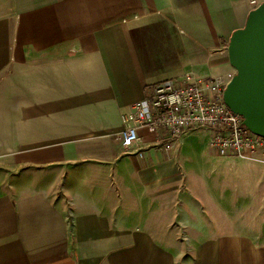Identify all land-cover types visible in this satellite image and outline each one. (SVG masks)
<instances>
[{"label":"crops","instance_id":"1","mask_svg":"<svg viewBox=\"0 0 264 264\" xmlns=\"http://www.w3.org/2000/svg\"><path fill=\"white\" fill-rule=\"evenodd\" d=\"M254 1L0 0V264H264L263 162L120 145L153 84L235 72Z\"/></svg>","mask_w":264,"mask_h":264},{"label":"built area","instance_id":"2","mask_svg":"<svg viewBox=\"0 0 264 264\" xmlns=\"http://www.w3.org/2000/svg\"><path fill=\"white\" fill-rule=\"evenodd\" d=\"M231 76L203 79L188 70L180 79L153 84L148 97L131 103L121 115V147L127 149L140 140V127L158 137L162 134L159 140L164 150H169L171 141L179 139L184 131L207 127L213 129L207 144L219 155L264 163V136L251 132L243 117L223 101V89Z\"/></svg>","mask_w":264,"mask_h":264},{"label":"water","instance_id":"3","mask_svg":"<svg viewBox=\"0 0 264 264\" xmlns=\"http://www.w3.org/2000/svg\"><path fill=\"white\" fill-rule=\"evenodd\" d=\"M227 57L235 72L223 89V101L251 132L264 136V1L231 33Z\"/></svg>","mask_w":264,"mask_h":264},{"label":"rangeland","instance_id":"4","mask_svg":"<svg viewBox=\"0 0 264 264\" xmlns=\"http://www.w3.org/2000/svg\"><path fill=\"white\" fill-rule=\"evenodd\" d=\"M235 71V70H234ZM198 141V140H197ZM197 143V142H196ZM201 143H203V142H201ZM197 160V159H196Z\"/></svg>","mask_w":264,"mask_h":264}]
</instances>
